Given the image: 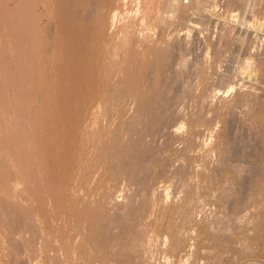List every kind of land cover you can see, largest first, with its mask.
<instances>
[{"label":"rangeland","instance_id":"1","mask_svg":"<svg viewBox=\"0 0 264 264\" xmlns=\"http://www.w3.org/2000/svg\"><path fill=\"white\" fill-rule=\"evenodd\" d=\"M4 1L3 5H0V18L4 14L3 11H7L6 9L11 11L15 4L12 0ZM124 1L117 0V3L116 0L110 2L102 0L99 8L103 9L104 2L105 8L100 24H109L108 21H112L109 20L112 18L111 15L116 11L119 15L114 19V25L117 22L119 23L117 26L125 23L127 18H135L139 15L137 9L140 0ZM177 1L187 6L184 18L181 19V15L172 11L166 3H161L160 12L162 11L169 20L166 28L156 25L154 16L151 15L146 19L147 24L152 26L149 31L141 27L135 30L139 34L134 31L135 38L151 33L149 42L152 45L168 44L171 51L162 74L158 73L155 67L146 69V79L150 82L154 81L152 83H157L158 86L161 83L160 89H163V101L157 110L159 123L154 132L146 137V141L151 142L152 149L157 153L155 157L152 156L153 158L150 156L153 163L151 170L148 167L149 171L146 172L145 169L144 172L152 178L146 179L148 177L144 178L143 175L141 180L150 181V183L144 182V186L148 189V185H153V193H151L152 188H149V192L145 191L146 189L137 191L138 197L133 198L135 201L133 206L137 207L138 212H132L130 216L133 219L131 217L129 219L139 225L141 229L138 228L137 231H142L145 237H159L163 233H170L171 238L166 245L157 242L146 244L147 253L153 254V251L157 250L154 252L155 257L152 258L155 264H216V260L217 263L220 260V264H231L233 256L239 259L236 264H242L248 259L262 261H249L247 264H264V0ZM34 2L33 10L37 16L36 24L39 29L38 40L35 43L39 53H37L38 57L36 56L38 59L33 61L32 67L30 66L34 72L30 71V67L26 70L30 72L27 78L31 82L27 80L29 84H26L29 86L24 91L25 96L22 95V100H19L20 104L23 100L25 104L29 102L27 103L29 107L20 105L30 109L25 111H28L29 116L25 115L24 108L18 106V100L14 99L13 95L9 103H6L8 107L1 106L4 111L0 108V113L4 112L0 117L2 139V141L0 139L2 142L0 147H4L0 148L2 151H0V158L2 157L0 160L3 159L7 163L5 167L3 166L5 163L1 161L0 165V194H4V196L0 195L3 197L0 200L10 201L11 204L16 200L15 205L20 209L24 208L23 211H19L22 213L18 212V215L23 216L26 225L17 224L18 220L13 221L15 219L13 217L16 216L12 215L14 226H8L6 220L10 215L1 208L7 203L0 201V264H54L56 256L61 264H76L72 257H75L73 252L78 242L81 248L83 247L82 250L84 248L87 250L92 241H95L93 244L96 246L103 245L102 238L105 237L102 236L104 234L102 231L105 232L103 220L111 211L101 208L100 211L98 208L94 210L92 204L104 205L106 202L112 205L119 204L126 200L122 196L131 192V187L115 175L111 163L113 164L116 158L113 152L117 150L118 139L121 136L122 139H126L127 135L128 137L134 135L133 131L125 133L122 130L123 125H127L129 118L137 111V106L133 101L125 103L116 94L112 92L110 94L112 90L109 88H112V82L117 81L118 78L115 73L109 75L107 72L109 68L104 66L108 64L109 57L114 51L120 53L117 54L118 58L122 57L120 48V50L118 47L113 49L117 38L113 40L110 37L111 31H116L114 27L117 29V26H111V31L107 30L104 33L101 28L92 27L88 35L90 42L84 53L68 64L65 53L68 49V42L65 41L66 33L58 24L52 26L50 23L53 0ZM0 28L2 32V26ZM3 41L0 40L1 44ZM49 42L54 45H50ZM91 42L96 43L95 47L100 44L98 50L92 48ZM106 42H109L110 49L106 50L104 45ZM48 47L51 51L47 49ZM59 54L64 61L58 60L56 55ZM132 54L135 56L134 53ZM132 76H129V82L132 81ZM15 85L13 83L11 86ZM145 91H148L147 85ZM27 99L28 101H25ZM15 100L19 109L23 110L21 115L24 120L15 114L18 111L14 104ZM10 105H14L13 108L15 107L16 110ZM31 114L37 116L32 117ZM15 116L18 121H15ZM20 117L23 121L19 119ZM27 118L28 122L25 120ZM96 124L101 127L98 132H94ZM114 128L117 130L115 140L119 135L120 137L110 144L107 141H110L108 130ZM175 130L176 139L172 136ZM209 148H220L226 155L228 162L223 167L219 166L220 169H217L219 173L213 161L219 158L218 152H211L213 156L206 157L207 162L211 164L207 163L204 157V160H201L203 153ZM121 153L123 152L118 151L116 154ZM214 153L217 155L215 156ZM7 155L9 158L6 157ZM17 160L19 164L23 161L19 166L21 170L16 166L19 165L16 163ZM100 161L103 162L102 168H98L96 176L91 177V172L97 168ZM9 164L14 166L11 167ZM197 166L202 167L201 171L196 170ZM21 167L25 168L24 171L30 172L24 173ZM31 171H33L32 175ZM217 179L222 183H218ZM195 182L200 183L195 185ZM140 186L141 189L145 188L143 182ZM195 186H200L197 190L198 194L195 193ZM222 187L233 194L229 192L230 195H227L229 193L226 192L225 196L217 201L218 198H213L216 194L215 190L219 191ZM113 189L116 190L117 198H101ZM213 191L214 194H211ZM8 192L12 196L6 198L5 194ZM195 195L202 202L196 201ZM88 202L91 203L89 206ZM108 203L106 207L111 208V204ZM86 209L89 211L86 212ZM26 211L28 215L25 214ZM213 211H217L215 215L213 214L214 217L216 215L218 218L223 217L222 219L226 217L223 220L227 222L224 223L226 224L224 230L219 232L215 230L219 229L218 221L222 219L215 218L216 224L211 215ZM135 212L138 214H134ZM6 215L9 216L5 219ZM210 215L215 223L212 226L216 225L214 229L211 228L212 230L206 223L211 220ZM243 216H246L244 220ZM20 218L22 217H16V219ZM23 220H20L21 223L24 222ZM257 229H260V232ZM77 231H81L82 238ZM115 231L116 229L113 232ZM172 242L176 243L175 250L171 249ZM245 243L250 247L255 245L258 251L254 247L251 250L257 253L252 251L246 256L243 251ZM241 244H245L244 247ZM67 253L71 257L69 259L67 256L68 259L64 260ZM135 262L137 264L138 259Z\"/></svg>","mask_w":264,"mask_h":264},{"label":"bare ground","instance_id":"2","mask_svg":"<svg viewBox=\"0 0 264 264\" xmlns=\"http://www.w3.org/2000/svg\"><path fill=\"white\" fill-rule=\"evenodd\" d=\"M11 2V0H9ZM15 4H14V7L11 11H8L9 9H6L4 7V10L6 9L7 11H3V16L0 18V26H2V32L0 36V40L2 41V39L4 40L3 43L1 44L0 42V108L2 107H8L6 105V103H9L8 101L10 100L11 96L18 100V103L17 101L15 100L14 104H18V106L24 104L26 105V107L29 105H27V103L29 102H24L23 100V103L20 104V101L22 100V95L25 96V89H27L26 87L29 86L27 83L30 79L27 78V75H29V73L26 71L27 69H30L32 66H33V61L35 62L36 59H38V54L39 51H37L38 49L36 47L37 44L35 43L36 40H38V35H39V32H37L39 29H38V26L36 24V15H35V11L33 10V3H35L33 0H12ZM51 1V0H50ZM106 1V0H105ZM107 1H112V0H107ZM124 1V0H123ZM5 1L4 0H0V5H3ZM8 2V1H7ZM101 2L102 0H53V9L51 10L50 14H51V21L50 23H52V26L53 25H57L63 29V31H65L66 33V37H65V41L68 42V49L66 50V57H67V60H68V64H70L69 62H71V60H77L76 57L78 58V56H80V54L84 53L87 45H89V40H88V35H89V32L92 30V27H99L101 28L102 30V33H104L105 31L107 30H110L111 29V26L114 25V22H115V18L119 15V13L116 11L115 13H111V17L109 16V20L112 19V21H108L109 26L107 25H102L100 24V19L101 17L103 16V13H104V4H103V9L99 8V6L101 5ZM117 2V0H116ZM54 3H55V9H54ZM118 3V2H117ZM125 3V1H124ZM161 3H166V5L168 7H171L172 11H175L177 13H179L181 15V19L185 17V11H186V7L185 5L179 3L177 0H140V4L138 6V9H137V12L139 13L138 16H135L134 17H131V18H127V21H125V23L121 24L120 26H117V24L119 23H115V25L117 26V29L116 27L115 30L116 31H111V39L113 38H117L115 43H114V47H113V44H112V47L113 49L117 48L118 47V50L121 49L120 52H122V57L118 58L117 57V54H120V53H115V51L113 52V54L109 57V60L108 61V67L107 65L104 66L106 68H109L107 69L108 71V74L111 75L112 73H115L117 75V78L118 80L114 81L115 82H112L113 84H111L112 88H109L110 90V94L111 92L116 94V96L120 99H122V101H124L125 103H127L128 101H133L134 103H136V106H137V111L135 112V114L129 118L128 122H127V125H125L123 122V131H125V133H128V132H134V135L133 136H130L131 139H129L130 137H126V139H122V136L120 137V135L116 138L115 140V137H116V128H114V130L112 129L111 131H109L108 133V136L110 137V141H108V143H113L114 141H117L118 139V142H116L118 144V147H117V150L115 151V153L113 152V154L115 155V161L113 160V164L111 163V167L115 173V175H118V177L120 179H122V181L126 182L130 187H131V192L125 196H122L124 198H126L125 201H123L122 203L119 202L118 203H113L115 205H112L111 203H108L106 201V204L104 205H93L92 204V209L96 210L97 208L99 209L100 211V208L101 209H107L109 210V212L111 211L110 214H108L109 216H107V218H105V220H103V223H105V225H103L105 227V232L102 231L104 234L102 235L104 238H102V241H103V245H99V246H96L93 244V242L95 241H92V244H89V247L88 249L86 250L84 248V250H82L81 246L79 245V242L77 243L78 246H76V250H74V254H75V257L73 256V260L76 262V264H135V260L138 259V263L137 264H155L153 262L154 259H152L154 256V252L157 251V250H154L153 251V254L151 253H147L146 252V244L150 243V242H157V243H160V245H163V244H167V242L170 241V233H163V235L161 234V236L159 237H145L144 236V233L142 234V231H137L139 227L138 224H136V222L134 221H130L129 217H131V213L136 211L138 212L137 207L135 208L133 206V203L135 204V201L133 198H136L137 196V191L139 190H144L146 189V186H144V182L147 183L144 179V181H141L142 178L144 177L143 175H145L144 178H146V176L148 177V175L144 174L145 172V169H146V172L149 171V168L151 167V165L153 163H151L152 159L151 157H155L157 155L156 152H154L155 150L152 149V145H151V142L150 141H146V137L148 135H151L154 130L156 129L157 125H158V120H159V114L157 112V110L159 109V107L161 106L162 104V96H163V89H160L162 87L161 86V83H160V86H158L157 83H152L154 81H148L146 78V69L147 67H155V69L158 71V73L162 74L165 70V67H166V63L168 61V58H169V54H170V47L169 45H164V46H155V45H152L150 42H149V37L151 35L149 34H145L144 36L142 35L140 38H135L134 37V31L138 28V27H141L142 29L144 30H150L151 29V25L147 24L146 22V19L153 15L154 16V23L156 25H160L161 27H165L168 25L169 23V20H168V17L163 15L162 14V11L160 12V4ZM6 5V4H5ZM116 5V4H115ZM124 5V4H123ZM28 6V8L26 7ZM106 6V5H105ZM189 7V6H188ZM28 9V10H27ZM45 11V10H44ZM53 11V12H52ZM200 11V10H199ZM44 13V12H43ZM121 14V13H120ZM1 15V14H0ZM188 16H186L187 18ZM38 22V21H37ZM111 22V23H110ZM50 25V24H49ZM49 27V26H48ZM51 27V25H50ZM112 27V28H113ZM164 28V29H165ZM1 29V28H0ZM141 29V31H142ZM114 30V29H113ZM56 31V30H55ZM109 31V32H110ZM57 32V31H56ZM138 31H135V33H137ZM49 33V32H48ZM38 34V35H37ZM139 34V32H138ZM230 36V35H229ZM2 37V38H1ZM98 37V36H97ZM52 38V37H50ZM175 38V36H174ZM47 40V39H46ZM52 40V39H51ZM115 40V39H113ZM228 40V39H227ZM54 41V40H53ZM60 41V40H59ZM58 41V42H59ZM56 42V41H55ZM102 42V41H101ZM152 42V41H151ZM165 42V41H164ZM52 43V42H51ZM151 45H150V44ZM172 43V41H171ZM50 44V42H49ZM98 44V43H97ZM109 42H106L104 43V45L106 46V50L107 49H110V46L108 45ZM50 45H54V44H50ZM48 45V46H50ZM96 43H92L91 42V46L93 49H97L98 50V46L100 47V44L95 47ZM103 44H101L102 46ZM172 46V45H171ZM53 47V46H52ZM95 47V48H94ZM103 48H105L103 46ZM120 48V49H119ZM48 50L50 49L49 47L47 48ZM60 49V47H59ZM57 49V51L59 50ZM99 50H101L99 48ZM51 51V49H50ZM54 52V50H53ZM58 53V52H57ZM134 53L135 56L132 54ZM37 54V55H36ZM50 55V54H49ZM62 55H64V53L62 52ZM37 56V57H36ZM58 57V60L61 61L62 59V56L59 55H56ZM45 57V55H44ZM52 57H55V56H52ZM64 57V56H63ZM139 58V60H138ZM65 59V57H64ZM62 61H64L62 59ZM66 61V60H65ZM76 62V61H75ZM39 63V62H38ZM74 63V61H73ZM36 64V63H35ZM67 64V65H68ZM216 64V63H214ZM41 65V64H40ZM31 66V67H30ZM25 67V69H24ZM30 67V68H29ZM41 67V66H40ZM39 67V68H40ZM44 67V66H43ZM250 67V66H249ZM35 68V67H34ZM60 68V67H59ZM58 68V69H59ZM25 71H24V70ZM33 68L30 69V71L32 70ZM70 69V68H69ZM39 70V69H38ZM29 71V70H28ZM33 71V70H32ZM31 71V72H32ZM100 71V70H99ZM149 71H151V69L149 68ZM26 74V76H24V74ZM34 72V71H33ZM39 72V71H38ZM37 72V73H38ZM66 72V71H65ZM72 72V71H71ZM28 73V74H27ZM66 74V73H65ZM115 74H113L115 76ZM154 74V73H153ZM99 75V73L97 74ZM107 75V74H106ZM112 75V76H113ZM130 75H133V79L131 82H129V76ZM102 77V76H101ZM29 78H32L31 76H29ZM110 78V77H109ZM108 78V79H109ZM33 79V78H32ZM71 79V78H70ZM69 79V80H70ZM28 80V81H27ZM154 80V79H153ZM107 81V80H106ZM15 83L16 85L14 87H12L11 85L13 83ZM25 82V84H23ZM31 82V80H30ZM150 82V83H149ZM11 83V85H10ZM173 83V82H172ZM102 85V84H101ZM148 86V91H145V86ZM25 86V87H24ZM34 86V85H33ZM31 86V87H33ZM12 94H11V92ZM42 91V90H41ZM27 92V90H26ZM34 92V91H33ZM165 92V91H164ZM170 92V91H169ZM166 93V92H165ZM28 95V94H27ZM38 97V96H37ZM21 98V99H20ZM30 98V97H29ZM28 98V99H29ZM116 98V97H115ZM25 100V101H28ZM118 99V100H119ZM13 100V99H12ZM20 100V101H19ZM31 101V99H29ZM33 100V99H32ZM43 100V99H42ZM259 100V99H258ZM262 100V99H261ZM255 101V100H254ZM33 102V101H32ZM115 102V101H114ZM132 102V104H134ZM12 103V102H11ZM37 103V102H36ZM41 103V102H40ZM251 103V101L249 102ZM16 104V106H17ZM39 104V103H38ZM110 104V103H109ZM247 104V102H246ZM170 105V104H169ZM2 106V107H1ZM14 105H10L11 108H13ZM16 107V109L18 110L15 114L19 117L21 116L22 119H23V115L22 114V111L24 110V112L26 111L27 108L25 107H22L20 106L22 109V111L19 109L20 107ZM40 106H43V105H40ZM110 106V105H109ZM29 107V106H28ZM169 107V106H168ZM4 108H2L1 111H4L3 110ZM41 109V108H40ZM44 109V108H43ZM6 110H9V109H6ZM20 110V111H19ZM28 111L30 109H27ZM133 110V109H132ZM0 111V112H1ZM11 111V112H12ZM27 111V112H28ZM37 111V110H36ZM134 111V110H133ZM7 112V111H6ZM25 112V115L27 114V117L29 116L28 113ZM4 113V112H3ZM3 113H0V117H1V114ZM9 113V112H8ZM248 113V112H247ZM6 114V113H5ZM14 114V115H15ZM37 114V112H36ZM41 114V113H40ZM39 114V115H40ZM115 114V112H114ZM130 114V113H129ZM9 115V114H7ZM13 115V114H12ZM11 115V116H12ZM24 115V116H25ZM35 115V114H34ZM33 115V116H34ZM113 115V114H112ZM5 116V115H4ZM32 116V114H31ZM32 116V117H33ZM37 116V115H36ZM34 116V117H36ZM17 117V118H18ZM21 117L19 119H21ZM12 118V117H11ZM26 118V117H25ZM246 118V117H245ZM14 119V117L12 118ZM15 119H16V116H15ZM14 119V120H15ZM21 119V121H23ZM29 119H31L29 117ZM35 119V118H34ZM41 119V118H40ZM45 119V117H44ZM13 120V121H14ZM26 122H28V118L25 119ZM36 120V119H35ZM15 121H18V119H16ZM20 121V120H19ZM21 121L19 123H21ZM41 121V120H40ZM35 122V121H33ZM44 122V121H43ZM42 122V123H43ZM51 122V121H50ZM18 123V122H17ZM25 123V121H24ZM37 123V122H36ZM41 123V122H40ZM98 123V122H97ZM38 124V123H37ZM36 124V125H37ZM120 124V123H119ZM28 125V123H27ZM30 125V123H29ZM39 125V124H38ZM101 125V124H100ZM106 125V124H105ZM103 125V126H105ZM126 126V127H125ZM4 127V126H3ZM10 127V126H9ZM34 127V126H33ZM261 127V126H260ZM19 128H21L19 126ZM96 130L94 132H98L100 131L101 127L98 126V124H96L95 126ZM124 128H126L124 130ZM31 128H29L30 130ZM107 128H105L106 130ZM227 129V128H226ZM1 130V129H0ZM14 130V129H13ZM19 130V129H18ZM25 130V129H24ZM192 131V130H191ZM119 133V132H117ZM170 133V132H169ZM1 134V133H0ZM9 134V133H8ZM27 135V133H24V135ZM95 134V133H94ZM131 134V133H130ZM191 134V133H190ZM18 135V134H17ZM174 135H177V132L176 130L173 131L172 133V136L174 137ZM9 136V135H8ZM11 136V135H10ZM87 136V135H86ZM96 136V135H95ZM94 136V137H95ZM125 136V135H124ZM171 136V137H172ZM188 136V135H187ZM1 137V136H0ZM4 134H3V138H4ZM16 137V136H15ZM93 137V138H94ZM105 137V136H103ZM178 137V136H177ZM25 138V137H24ZM125 138V137H124ZM176 139V136L174 137ZM173 138V139H174ZM1 139V138H0ZM5 139V138H4ZM170 139V138H169ZM168 141H174V140H169ZM172 139V138H171ZM182 139V136L181 138ZM7 140V139H6ZM4 140V141H6ZM9 140V138H8ZM7 140V141H8ZM16 140V139H15ZM35 140V139H34ZM163 140V139H162ZM2 141V139H1ZM0 141V142H1ZM167 141V140H166ZM167 141V142H168ZM180 141V140H179ZM2 143V142H1ZM6 143V142H5ZM12 143V142H11ZM35 143V142H34ZM110 143V144H111ZM213 143V142H212ZM4 144V143H3ZM106 144V143H105ZM109 144V145H110ZM116 144V145H117ZM191 144V142H190ZM2 145V144H1ZM108 145V147H109ZM169 145V144H168ZM225 145V144H224ZM223 145V146H224ZM3 146V145H2ZM28 146V145H27ZM34 146V145H33ZM112 146V145H110ZM208 146H209V143H208ZM207 146V147H208ZM116 147V146H115ZM1 148V147H0ZM4 148V147H3ZM1 148V149H3ZM24 148V147H23ZM108 149V148H107ZM110 149V147H109ZM108 149V150H109ZM179 149V148H178ZM204 149V148H203ZM203 149H202V152H203ZM20 150V149H19ZM37 150V149H36ZM107 150V151H108ZM176 150V149H175ZM1 151V150H0ZM111 151V149H110ZM120 152L122 151L123 153L117 155L116 153L117 152ZM2 152V151H1ZM0 152V153H1ZM19 152V151H17ZM17 152H14V153H17ZM25 152V151H24ZM153 152V153H152ZM160 152V151H159ZM162 152V151H161ZM215 152L217 153L218 152V156L219 158L216 159L217 160H213L214 161V166L216 165V170L217 169H220L219 166L223 167V165L228 162L226 161V155L222 152V150L220 148H217V149H211L209 148L207 150L206 153H203L202 155V159L201 160H204V158H208V156H213L212 153ZM22 153V152H21ZM20 153V154H21ZM26 153V152H25ZM35 153V152H34ZM214 153V154H215ZM112 154V153H111ZM110 154V155H111ZM112 154V156H114ZM194 154V152H193ZM212 154V155H211ZM19 156V154H17ZM26 155V154H24ZM110 155H107L110 157ZM117 155V156H116ZM217 154H215L216 156ZM1 156V154H0ZM9 155H7L6 157H8ZM14 156V154L12 155ZM16 156V155H15ZM17 156V158H18ZM27 156V155H26ZM25 156V157H26ZM151 156V157H150ZM235 156V155H234ZM4 157V155H3ZM21 157V156H20ZM150 157V158H149ZM152 157V158H153ZM2 158V157H1ZM0 158V159H1ZM23 158V157H22ZM31 158V157H30ZM108 158V157H107ZM158 158V157H157ZM207 158L205 159L206 162H207ZM210 158V157H209ZM232 158V157H231ZM6 159V158H5ZM16 159V158H14ZM13 159V160H14ZM20 159V158H18ZM110 159V158H109ZM150 159V160H149ZM7 160V159H6ZM150 162H149V161ZM209 160V159H208ZM264 160V159H263ZM1 161L0 160V165H1ZM21 161V160H20ZM25 161V159H24ZM199 161V160H198ZM216 161V162H215ZM230 161V160H229ZM13 162V161H12ZM15 162V161H14ZM23 162V161H22ZM20 162V164L22 165L23 163ZM27 162V161H26ZM154 162V161H153ZM191 162V161H190ZM189 162V163H190ZM209 162V161H208ZM207 162V163H208ZM5 163V162H4ZM9 163V161H8ZM17 164L18 163V160L16 161ZM103 162L100 161L99 164H97V168H95L90 176L91 177H94L96 176V174L98 173V168H102ZM201 163V161H200ZM211 164V162H209ZM12 164V163H11ZM15 164V163H14ZM16 165V166H21V165ZM197 164V163H196ZM209 164V165H210ZM261 164V163H260ZM3 165V164H2ZM7 163H5L3 166L6 167ZM10 165V164H9ZM32 165V164H31ZM36 165V164H35ZM188 165V164H187ZM190 165V164H189ZM203 165V164H202ZM204 165H206V163H204ZM1 166V167H3ZM11 166V165H10ZM14 166V165H12ZM11 166V167H12ZM29 166V165H28ZM153 166V165H152ZM234 166V165H233ZM26 167V166H24ZM32 167V166H31ZM149 167V168H148ZM191 167V166H190ZM189 167V168H190ZM198 167V166H197ZM196 167V168H197ZM200 167V166H199ZM198 167V168H199ZM8 168V166H7ZM22 168V167H21ZM152 168V167H151ZM150 168V170H151ZM188 168V169H189ZM193 168V167H191ZM196 169L197 171H201L202 167ZM203 168H205V166H203ZM1 169V168H0ZM3 169V168H2ZM6 169V168H5ZM20 169V167H19ZM25 169V168H24ZM24 169L22 168V170L24 171ZM28 170L31 169V168H27ZM166 169V167H165ZM21 170V169H20ZM148 170V171H147ZM34 171V170H33ZM31 171V175H32V172ZM111 171V170H109ZM203 171H205V169H203ZM218 171V170H217ZM253 171V170H252ZM27 172L26 170L24 171V173ZM30 172V171H29ZM27 172V173H29ZM214 172V171H213ZM36 173V172H35ZM34 173V174H35ZM151 173V172H150ZM149 173V175H150ZM153 173V172H152ZM196 173V172H195ZM199 173V172H198ZM216 173V172H215ZM214 173V174H215ZM219 173V171H218ZM38 174V173H37ZM113 174V173H112ZM161 174V173H160ZM214 174H213V178H214ZM243 174V173H242ZM29 175V174H27ZM25 175V176H27ZM196 175V174H195ZM30 176V175H29ZM36 176V174L34 175ZM151 176V175H150ZM188 176V175H187ZM217 176V174H216ZM90 177V178H91ZM172 177V176H171ZM169 177V178H171ZM183 177V176H182ZM196 177V176H195ZM249 177V175H248ZM26 178H29V177H26ZM32 178V177H31ZM112 178V177H111ZM152 178V177H150ZM149 177L146 178V179H150ZM181 178V177H180ZM250 178V177H249ZM33 179V178H32ZM36 179V178H35ZM195 179V178H194ZM30 180V179H28ZM45 180V179H44ZM110 180V179H109ZM210 180V179H208ZM218 183H220L219 179H217ZM25 181V179H24ZM32 181V180H31ZM34 181V180H33ZM199 181V180H198ZM26 182H29V181H26ZM143 182V186L145 188L141 189L140 187V184H142ZM194 183V181H192ZM191 182V183H192ZM203 182V181H202ZM201 182V183H202ZM210 182V181H209ZM247 182V181H246ZM123 183V182H122ZM150 183V181L148 182ZM181 183V182H180ZM200 183V182H199ZM199 183L197 184V182H195V185H199ZM222 183V182H221ZM220 183V184H221ZM239 183V182H238ZM37 184V183H36ZM188 184V183H187ZM204 184V183H202ZM210 184V183H209ZM212 184V183H211ZM226 184V182L224 183ZM241 184V183H240ZM26 185V183H25ZM29 185V183H28ZM34 185V184H33ZM114 185V184H113ZM146 185V184H145ZM193 185V184H192ZM207 186V184H204ZM218 185V184H217ZM239 185V184H238ZM151 186V187H150ZM184 186V185H183ZM187 186V185H185ZM184 186V187H185ZM213 186V185H212ZM225 186V185H223ZM14 187V186H13ZM27 187V185H26ZM32 187V186H31ZM37 187V186H36ZM41 187V185H40ZM180 187V186H179ZM196 187V186H195ZM194 187V190L196 191H193L195 193H197V190H198V187L200 186H197L196 188ZM205 187V186H204ZM236 187V186H235ZM116 188V187H114ZM148 189H146L145 191H148L149 192V188H152V192L153 193V185H148L147 187ZM192 188V187H191ZM207 188V187H206ZM205 188V190H207ZM210 188V185L209 187ZM32 189V188H31ZM202 189V187H201ZM228 189V188H227ZM232 189V188H231ZM13 190V189H12ZM15 190V189H14ZM13 190V191H14ZM22 190V189H21ZM24 190V189H23ZM114 190V189H113ZM113 190L111 191H107L108 193L107 194H104L101 198H117V196L115 195L116 194V190ZM186 190H187V187H186ZM248 190V189H247ZM26 191V189H25ZM102 191V190H101ZM208 191V190H207ZM228 190H226L225 187H222L219 191H216L215 190V197L213 195V198H218L217 201L225 196L226 192ZM17 192V191H16ZM22 192V191H21ZM75 192V191H74ZM191 192V191H190ZM230 192V190H229ZM227 192V193H229ZM140 193V192H139ZM138 193V194H139ZM142 193V191H141ZM168 193V192H167ZM231 193V192H230ZM227 194V195H230ZM239 193V192H238ZM20 194V193H19ZM23 194V192H22ZM124 194V193H123ZM144 194V192L142 193ZM198 194V193H197ZM211 194H214V191L213 193ZM233 194V193H231ZM0 195H3L4 194H0ZM15 195V194H14ZM13 195V196H14ZM99 195V194H98ZM145 195V194H144ZM150 195V194H149ZM174 195V194H173ZM236 195V194H235ZM234 195V196H235ZM245 195V194H244ZM6 198H8L9 196L11 197L12 194L9 195V192L8 194H5ZM16 196H17V193H16ZM19 196V195H18ZM21 196V195H20ZM26 196V195H25ZM143 196V195H142ZM138 197V196H137ZM178 197V196H177ZM194 197V196H193ZM238 197V195H237ZM0 198H3L0 196ZM15 198V196H14ZM18 198V197H17ZM90 198V197H88ZM148 198V197H147ZM206 198V197H205ZM208 198V197H207ZM195 199L196 201L198 200V198L196 197L195 195ZM251 199V198H250ZM2 200V199H1ZM0 200V201H1ZM113 200V199H112ZM191 200H192V197H191ZM191 200L188 202L189 204L191 203ZM232 200V199H231ZM6 201V202H5ZM5 201H1V202H5L7 203L6 205L2 206V211H6V214L9 213V215H6L8 218L6 220V223L8 224V226H11L13 227L14 224L12 223L13 221H17V224H22V225H26V222L25 220H23V216H19L18 214L19 213H22V212H19L20 210L23 211V207H21L22 209L19 208V206L15 205V201H12L14 202L13 204L10 203V201L8 202L7 200ZM98 201V200H97ZM101 201V200H100ZM111 201V200H110ZM195 201V203H196ZM199 202L201 201L198 200ZM202 202V201H201ZM234 202V201H233ZM237 202V201H236ZM264 202V200H263ZM10 203V204H9ZM89 203V202H88ZM87 203V204H88ZM95 203V202H94ZM108 204H111V208H108L106 207V205ZM187 203V204H188ZM198 203V202H197ZM18 204V203H17ZM86 204V205H87ZM91 203L88 204V206L90 205ZM99 204V203H98ZM177 204V203H176ZM188 204V205H189ZM204 204V203H203ZM3 205V204H2ZM24 205V204H22ZM26 205V204H25ZM225 205V204H224ZM87 206V207H88ZM204 206V205H203ZM260 206V205H259ZM172 207V206H171ZM225 207V206H224ZM224 207H222V209H224ZM253 208V206H251ZM258 207V205H257ZM135 208V209H134ZM260 208V207H259ZM79 209V208H78ZM152 209V208H151ZM203 209V207H202ZM217 209V208H216ZM228 209V208H226ZM27 210V208L25 209ZM88 212L89 210L86 209ZM256 210V209H255ZM258 210V209H257ZM1 211V212H2ZM3 212V213H4ZM19 212V213H18ZM113 212V213H112ZM134 213V214H138V213ZM150 213V211H149ZM215 213H217V211H213L212 212V216L213 214L215 215ZM220 213V212H219ZM218 213V216L222 213L219 214ZM18 216H17V215ZM25 214H29L27 213V211L25 212ZM23 214L24 216L27 217V215ZM85 214V213H84ZM203 214V213H202ZM227 214V213H226ZM256 214V213H255ZM12 215H15L17 218L19 217H22L20 219H16V217H13L15 218L14 220L12 219ZM210 215V216H211ZM244 215V214H243ZM246 215V213H245ZM258 215V213L256 214ZM100 216V214H99ZM98 216V217H99ZM212 216H211V220L207 221L205 220L206 223H208L209 227L208 228H212L214 229L216 227V225L213 227L212 225H214L215 223L217 224V222H215V218L216 219H222L223 217H217V215L214 217V220L212 219ZM225 216V215H224ZM25 217V219H26ZM31 217V216H30ZM89 217V216H88ZM136 217V216H135ZM230 217V216H228ZM246 216H243V220ZM258 217V216H257ZM11 218V219H10ZM85 218H86V214H85ZM84 218V220H85ZM132 218V217H131ZM240 218V217H239ZM259 219L261 217H258ZM103 219V218H102ZM133 219V218H132ZM146 219V218H145ZM226 219V217L224 218ZM224 219H222V221H218V226L217 228L219 229H215V230H218L217 232H219V230H224L226 228V224L224 223H227L226 220L225 222L223 221ZM257 219V218H256ZM254 219V220H256ZM13 220V221H12ZM23 220L24 222L21 223V221ZM27 220V219H26ZM96 220V219H95ZM94 220V221H95ZM135 220V218H134ZM137 220V219H136ZM140 220V219H139ZM144 220V219H143ZM215 222H213V221ZM254 220L252 222H254ZM4 221V220H3ZM102 221V220H101ZM100 221V222H101ZM138 221V220H137ZM217 221V220H216ZM228 221V219H227ZM246 221V220H245ZM189 222V221H188ZM200 222V221H199ZM262 222V221H261ZM16 224V222H14ZM29 223V222H28ZM33 223V222H32ZM256 223V222H255ZM254 223V225H255ZM34 224V223H33ZM36 224V222H35ZM37 225V224H36ZM82 225V224H81ZM253 225V223H252ZM258 225V224H257ZM96 225H94L95 227ZM259 226V225H258ZM16 227V226H15ZM26 227V226H25ZM24 227V228H25ZM103 227V229H104ZM229 227V226H228ZM80 228V227H79ZM92 229H94L93 227H91ZM183 228V227H181ZM180 228V230L182 231V229ZM14 229V228H13ZM92 229H91V232H92ZM116 229L115 232H113L114 230ZM141 229V228H140ZM211 229V230H212ZM231 229V228H230ZM178 231L179 233L181 231ZM209 230V229H208ZM214 230V231H215ZM249 230V229H248ZM259 230L260 232V229H257ZM210 231V230H209ZM18 232V231H17ZM78 233H80L79 231H77ZM83 232V231H82ZM90 232V233H91ZM258 232V231H257ZM178 233V234H179ZM186 232H184L185 234ZM211 233V232H210ZM216 233V231H215ZM177 234V236H179ZM225 234V233H224ZM22 235V234H21ZM88 235V233H87ZM79 236V234H78ZM147 236V235H146ZM80 238H82V233H80ZM78 238V239H80ZM196 238V237H195ZM197 239V238H196ZM195 239V240H196ZM81 240V239H80ZM79 240V241H80ZM89 242H90V239H88ZM178 240V239H177ZM242 241V240H241ZM97 242V241H96ZM256 242V241H255ZM254 242V244L256 245V243ZM91 243V242H90ZM98 243V242H97ZM153 244V243H151ZM246 244V245H245ZM245 247L244 245L241 244V246L244 247L243 251L244 254L247 256L249 252H252L253 253L255 252L254 250H251L253 249V247L255 245H252L251 247L249 245H247L248 243H245ZM87 245V244H86ZM172 247L171 249H174L175 250V245L176 243L172 242ZM184 246V245H183ZM249 246V251L248 250V247ZM15 248V247H14ZM12 249V248H11ZM10 249V251H12ZM254 249L258 251V248L254 247ZM251 250V251H250ZM209 252V251H208ZM72 253V254H73ZM241 253V252H240ZM257 253V252H255ZM9 254V253H8ZM149 254V255H148ZM189 255V254H188ZM71 256H69V254L67 253L64 257V260ZM16 257V256H15ZM59 257V256H58ZM218 257V256H217ZM220 257V255H219ZM57 258V256H56ZM54 259V264H61V261H59V259ZM67 258V259H68ZM221 258V257H220ZM70 259V258H69ZM213 259V258H212ZM215 259V258H214ZM217 259V258H216ZM125 261V262H121V261ZM205 260V259H204ZM239 259H236L234 258L233 256V262L231 264H236V262L238 261ZM56 261V262H55ZM98 261H101V263H97ZM208 261V260H207ZM206 261V263H207ZM215 261V260H213ZM220 261V260H219ZM218 261L217 263V260H216V264H220ZM249 261H262L260 259H248V260H245L242 264H247ZM135 262V263H134ZM209 262V261H208ZM213 263V262H212ZM205 264V263H204Z\"/></svg>","mask_w":264,"mask_h":264}]
</instances>
